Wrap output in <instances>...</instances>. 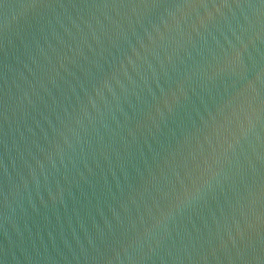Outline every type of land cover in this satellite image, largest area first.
Segmentation results:
<instances>
[{
	"label": "water",
	"instance_id": "95a60500",
	"mask_svg": "<svg viewBox=\"0 0 264 264\" xmlns=\"http://www.w3.org/2000/svg\"><path fill=\"white\" fill-rule=\"evenodd\" d=\"M0 264H264V0H0Z\"/></svg>",
	"mask_w": 264,
	"mask_h": 264
}]
</instances>
